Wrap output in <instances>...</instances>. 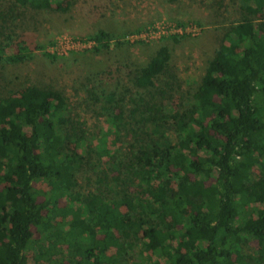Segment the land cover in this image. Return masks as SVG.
Listing matches in <instances>:
<instances>
[{
    "label": "trees",
    "instance_id": "obj_1",
    "mask_svg": "<svg viewBox=\"0 0 264 264\" xmlns=\"http://www.w3.org/2000/svg\"><path fill=\"white\" fill-rule=\"evenodd\" d=\"M11 1V12L64 9ZM232 1L240 17L229 45L215 49L181 109L172 62L195 36L154 40L143 65L127 51L149 42L108 29L85 36L96 54L123 53L91 78L97 90L86 88L109 125L98 136L71 117L62 90L0 92V264H264V0ZM31 51L21 41L6 57L20 63ZM109 134L127 147H108Z\"/></svg>",
    "mask_w": 264,
    "mask_h": 264
},
{
    "label": "rangeland",
    "instance_id": "obj_2",
    "mask_svg": "<svg viewBox=\"0 0 264 264\" xmlns=\"http://www.w3.org/2000/svg\"><path fill=\"white\" fill-rule=\"evenodd\" d=\"M220 1L223 0H63L64 9L59 11L13 7L11 12L12 1L0 0V32L3 33L0 41L3 44L8 42L7 35H12L13 39L10 47L0 52V92L30 85L62 90L68 97L71 117L85 122L89 134L98 136L102 131H108L109 125L101 113L103 109L86 88L97 90L94 86L97 80L91 78L108 65L121 62L123 53L111 50L110 54H96L85 50L53 58L45 54L50 53L47 48L53 42H49L61 33L84 37L98 29L128 33L168 17L178 21L191 20L203 28L198 36L182 38L173 57L172 72L178 80L170 94L174 95L172 106L181 109L197 90L215 49L221 43L229 45L230 39L224 40L225 33L240 17L238 2L224 0L219 8ZM119 18L126 20L124 25L118 22ZM21 41H25L33 51L27 60L10 63L6 56L18 52ZM157 41L134 45L127 52L137 64H146L158 49ZM38 45L45 48L35 49ZM3 56L6 60L1 59ZM107 87L110 89L112 86L108 84ZM97 142L95 140L94 144ZM107 144L110 148H115V144L127 147V143L112 134L108 135ZM72 146L82 152V148ZM125 151L130 153L131 149ZM83 178L80 182L90 189L91 182ZM44 186L49 188L50 184Z\"/></svg>",
    "mask_w": 264,
    "mask_h": 264
},
{
    "label": "built area",
    "instance_id": "obj_3",
    "mask_svg": "<svg viewBox=\"0 0 264 264\" xmlns=\"http://www.w3.org/2000/svg\"><path fill=\"white\" fill-rule=\"evenodd\" d=\"M200 32L201 27L191 20L178 21L173 18L162 17L144 29L127 34L124 39L129 42L138 40L151 42L169 35L197 36ZM98 45L99 43L96 41L84 36L61 33L47 49L52 54L62 56L71 52L92 49Z\"/></svg>",
    "mask_w": 264,
    "mask_h": 264
},
{
    "label": "crops",
    "instance_id": "obj_4",
    "mask_svg": "<svg viewBox=\"0 0 264 264\" xmlns=\"http://www.w3.org/2000/svg\"><path fill=\"white\" fill-rule=\"evenodd\" d=\"M120 20L118 21L121 25H124V22L126 21V20H124V19H121V18H119ZM105 30H107V29H105Z\"/></svg>",
    "mask_w": 264,
    "mask_h": 264
}]
</instances>
